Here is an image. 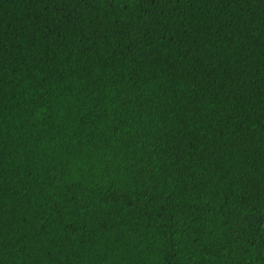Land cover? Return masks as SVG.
Listing matches in <instances>:
<instances>
[{
    "label": "trees",
    "instance_id": "16d2710c",
    "mask_svg": "<svg viewBox=\"0 0 264 264\" xmlns=\"http://www.w3.org/2000/svg\"><path fill=\"white\" fill-rule=\"evenodd\" d=\"M0 264H264V0H0Z\"/></svg>",
    "mask_w": 264,
    "mask_h": 264
}]
</instances>
